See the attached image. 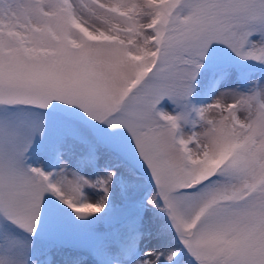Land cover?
<instances>
[{"label":"snow or ice","instance_id":"snow-or-ice-1","mask_svg":"<svg viewBox=\"0 0 264 264\" xmlns=\"http://www.w3.org/2000/svg\"><path fill=\"white\" fill-rule=\"evenodd\" d=\"M0 264H264V0H0Z\"/></svg>","mask_w":264,"mask_h":264},{"label":"rangeland","instance_id":"rangeland-1","mask_svg":"<svg viewBox=\"0 0 264 264\" xmlns=\"http://www.w3.org/2000/svg\"><path fill=\"white\" fill-rule=\"evenodd\" d=\"M208 89H209V85L207 84V82H205L204 87L201 89V93L196 98L197 103H211L214 97L207 94ZM150 187H151L150 185L147 184L144 185V190L140 193V195L143 196L145 193H147ZM146 217L148 219V223L145 224L144 230L151 231L153 235L145 236V238L141 241V247L145 250L159 246V244L162 242L160 237L157 235V233L159 231L160 225H162L165 222V217L163 216V214L154 213L151 210H149L146 213ZM153 218H154V223H153Z\"/></svg>","mask_w":264,"mask_h":264}]
</instances>
